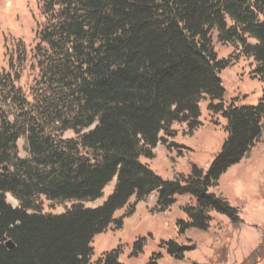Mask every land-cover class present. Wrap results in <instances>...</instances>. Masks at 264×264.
<instances>
[{"label":"trees","instance_id":"trees-1","mask_svg":"<svg viewBox=\"0 0 264 264\" xmlns=\"http://www.w3.org/2000/svg\"><path fill=\"white\" fill-rule=\"evenodd\" d=\"M43 13L33 103L15 93L10 75L0 79L20 107L12 121L0 113V264H91L94 238L122 229L153 194L157 214L189 197L176 222L181 235L208 232L214 214L242 225L213 190L264 143V0H45ZM215 42L253 61L251 76L263 85L256 105L228 100L221 74L231 62L218 57ZM203 101L224 119L225 142L207 169L192 165L187 176L165 180L142 158L155 159L176 124L190 133L201 127ZM24 137L28 158L19 154ZM114 181L103 205L86 206ZM43 200L72 206L46 214ZM160 248L175 260L194 249L175 241ZM142 250L139 241L131 256ZM120 257L117 249L96 264H123Z\"/></svg>","mask_w":264,"mask_h":264},{"label":"rangeland","instance_id":"rangeland-1","mask_svg":"<svg viewBox=\"0 0 264 264\" xmlns=\"http://www.w3.org/2000/svg\"><path fill=\"white\" fill-rule=\"evenodd\" d=\"M44 1L0 0V79L10 75L15 93L20 91L21 97L29 104L34 101V89L40 76L37 57L40 42L37 34L46 24ZM215 48L220 59L231 62L221 74L228 100H236L238 105H256L262 95L263 85L251 76L253 61L240 56L234 46L215 42ZM10 85L3 84L0 88L4 93H0V113L9 114L12 121V115L20 107L17 104L16 107L11 100L14 93ZM208 105V101L201 103V127L190 133L186 125L176 124L173 128L176 136L168 137L165 144L157 147L155 159L142 158V162L168 181L178 175L187 176L192 165L207 169L226 138L224 119L211 114ZM72 137L70 132L65 135V138ZM18 148L22 158L29 157L25 137L19 140ZM115 184L114 181L106 187L101 199L86 206L96 208L103 205L112 194ZM213 192L222 195L239 211L244 221L242 225L233 226L227 217L214 214L208 232L190 230L181 235L176 222L184 218L180 208L191 202L189 197H179L171 210L157 214L154 212L157 194H153L136 206L134 214L124 220L122 229L116 230L111 226L94 238L91 264H96L106 253L117 249L121 252L123 264H149L155 254L162 255L158 264H263L264 143L224 174L219 187ZM7 201L14 208L19 207V202L11 195H7ZM71 206L70 203L43 200L41 210L46 214L59 215ZM124 213V210L120 211L115 217L119 218ZM139 241L143 245L142 253L132 257ZM170 241L194 249L185 254L184 260H175L160 248L163 242Z\"/></svg>","mask_w":264,"mask_h":264},{"label":"water","instance_id":"water-1","mask_svg":"<svg viewBox=\"0 0 264 264\" xmlns=\"http://www.w3.org/2000/svg\"><path fill=\"white\" fill-rule=\"evenodd\" d=\"M5 170H6V168H5ZM6 246L8 247V249H10V250H15V245H14V243L12 242V241H9L7 244H6Z\"/></svg>","mask_w":264,"mask_h":264},{"label":"crops","instance_id":"crops-1","mask_svg":"<svg viewBox=\"0 0 264 264\" xmlns=\"http://www.w3.org/2000/svg\"><path fill=\"white\" fill-rule=\"evenodd\" d=\"M202 123V122H201Z\"/></svg>","mask_w":264,"mask_h":264}]
</instances>
